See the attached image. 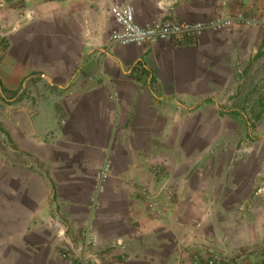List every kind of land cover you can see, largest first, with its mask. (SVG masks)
<instances>
[{
  "label": "crops",
  "instance_id": "obj_1",
  "mask_svg": "<svg viewBox=\"0 0 264 264\" xmlns=\"http://www.w3.org/2000/svg\"><path fill=\"white\" fill-rule=\"evenodd\" d=\"M114 3L132 4L140 24L264 16V0H0V27L35 12L0 45V264H69L63 251L84 264H192L219 247L197 119H211L214 91L234 72L256 65L264 31L112 45ZM87 222L100 241L92 258Z\"/></svg>",
  "mask_w": 264,
  "mask_h": 264
},
{
  "label": "rangeland",
  "instance_id": "obj_2",
  "mask_svg": "<svg viewBox=\"0 0 264 264\" xmlns=\"http://www.w3.org/2000/svg\"><path fill=\"white\" fill-rule=\"evenodd\" d=\"M258 28L264 31V27ZM262 49L254 58L255 66L234 72V79L214 91L211 119L202 120L199 115L197 119V157L202 159L197 174L206 175L210 182L206 197L213 212L214 242L219 244L211 254L217 255L222 264H264ZM205 126L211 127V135L205 134Z\"/></svg>",
  "mask_w": 264,
  "mask_h": 264
},
{
  "label": "built area",
  "instance_id": "obj_3",
  "mask_svg": "<svg viewBox=\"0 0 264 264\" xmlns=\"http://www.w3.org/2000/svg\"><path fill=\"white\" fill-rule=\"evenodd\" d=\"M110 15L116 22L118 28L113 31L109 38L112 45L120 46H144L147 44L165 41L175 44L177 47L185 46L197 41L208 32L218 33L236 25L250 27H264V19L250 17L244 14L223 13L216 18L205 21H186L174 18L159 19L140 24L136 19V9L130 3H114L110 7ZM35 12L31 8H24L13 27L7 29L0 27V45L9 38V31L17 30L23 23L34 19ZM110 177V161L106 160L100 167L91 197V210L95 213L100 204L101 195L106 189ZM91 222H87L82 229L83 254L92 258V247H99L100 241L92 232ZM61 258L69 264H84L80 258L71 257L67 251L61 253ZM194 264H222L217 255L211 254L204 263L196 258Z\"/></svg>",
  "mask_w": 264,
  "mask_h": 264
}]
</instances>
